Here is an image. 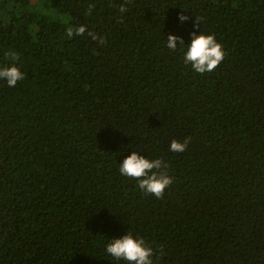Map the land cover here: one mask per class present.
<instances>
[{"label": "trees", "instance_id": "1", "mask_svg": "<svg viewBox=\"0 0 264 264\" xmlns=\"http://www.w3.org/2000/svg\"><path fill=\"white\" fill-rule=\"evenodd\" d=\"M123 3L0 0V69L25 76L0 80V264H127L106 247L130 231L159 264H264V0ZM194 31L212 72L184 63ZM132 151L169 165L163 199L119 172Z\"/></svg>", "mask_w": 264, "mask_h": 264}, {"label": "clouds", "instance_id": "2", "mask_svg": "<svg viewBox=\"0 0 264 264\" xmlns=\"http://www.w3.org/2000/svg\"><path fill=\"white\" fill-rule=\"evenodd\" d=\"M131 2L132 0H124L123 4L118 5L119 12L123 14L128 11L126 5ZM95 8L96 5L90 3L87 14L91 15ZM178 18L182 23L189 20V17L183 14ZM196 27L199 28L198 19ZM86 32L101 45L106 43V38H102L93 32H88L85 25L68 27L66 35L71 38L84 35ZM178 43L183 50L185 45L183 38L168 35L167 47L171 51L175 52L177 50ZM11 55L14 59H19L15 53ZM225 55L223 45L217 42L214 34L205 35L201 33L197 35L194 31L191 34V43L187 45L183 59L184 63L190 64L194 71L199 74H205L215 70L225 59ZM24 79V74L15 65L0 69V80L6 81L9 87H15L19 81ZM190 142L191 137L185 138L183 142L173 139L169 150L183 153ZM168 168L169 165L162 158H145L138 151H132L131 155L120 163L119 172L125 177L136 180L139 189L146 194L163 199L165 190L173 183V177L168 174ZM106 252L115 260H123L127 264H159V260L163 257L162 249L159 250L160 255L158 256L157 252L143 237L135 236L131 231L121 238L111 239L106 247Z\"/></svg>", "mask_w": 264, "mask_h": 264}]
</instances>
